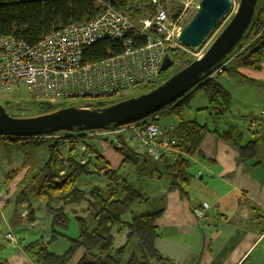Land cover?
<instances>
[{
	"label": "trees",
	"instance_id": "obj_1",
	"mask_svg": "<svg viewBox=\"0 0 264 264\" xmlns=\"http://www.w3.org/2000/svg\"><path fill=\"white\" fill-rule=\"evenodd\" d=\"M100 1L127 11L133 17L141 15L145 5L154 9L151 0ZM101 9L99 0H0V35H12L34 44L44 36L69 24L93 19ZM260 16L259 14L254 18L245 37L246 42L252 38L250 43L235 56L241 65L259 68L262 61L264 20ZM244 44L241 43L238 50ZM121 50L120 43L104 39L89 47L85 57L89 61H96L111 53H119ZM168 53L174 61L179 62L178 69L194 59L183 50L182 46H171L168 48ZM227 70L228 68H224V71ZM207 76L200 79L196 89H204L208 98V109L213 110L210 116L216 120L229 112L232 96L216 77L207 78ZM186 93L171 102L168 109V112L178 117V123L174 124L175 129L170 133L175 139L173 154H165L158 161L153 160L147 155L137 153L131 143L121 138L122 133L117 135L122 145L115 147L124 157L123 164L137 162L139 157L144 156L155 164L154 168L148 167L146 172H156L159 177L162 176L159 165H162L170 176L169 189L179 190L182 194H186L191 179L197 175L196 158L204 163L214 161L215 142L218 138L224 139L239 150V161L255 157L257 142L256 139L244 142L243 130L237 125L219 131L195 118H185V109L188 108L194 92ZM250 122L257 121L250 118ZM118 126L120 125L114 127ZM54 133L49 132L38 137ZM252 134L254 135L255 132ZM11 138L21 139V137ZM78 142V139L67 136L62 143L56 141L49 145L51 155L46 162V168L41 173L42 184L38 186L37 197L44 203L46 211L52 215L51 237L48 240L39 238L25 243L23 246L25 251L36 262L39 259L37 264H68L80 249L84 253L77 264H176L155 247V239L159 236L156 221L164 211L161 199L148 200L120 172V167L109 168L99 152L94 151L85 139H81V142L88 148H93L91 151L96 155L88 163H79L73 153L78 148ZM66 144H69L68 162L57 167L58 162L64 160L65 154L61 146L64 148ZM62 168L65 170L63 173L59 172ZM105 168H108L104 172L107 179L105 188L94 184L88 188L80 187L79 182L83 175L98 176ZM22 197V195L19 197L18 202L22 201ZM144 200L150 205H147L146 210L135 212L134 206ZM28 210L24 218L29 217L33 220V206L29 204ZM130 212L131 219L125 221L124 215ZM73 222L76 230L69 235V228ZM120 226L126 230V241L124 245L115 247L114 231ZM57 238L66 240L68 244L63 253H56L50 249L51 243ZM0 264H10L2 255L1 246Z\"/></svg>",
	"mask_w": 264,
	"mask_h": 264
},
{
	"label": "crops",
	"instance_id": "obj_2",
	"mask_svg": "<svg viewBox=\"0 0 264 264\" xmlns=\"http://www.w3.org/2000/svg\"><path fill=\"white\" fill-rule=\"evenodd\" d=\"M263 11L261 8L260 14ZM261 57L259 68L241 65L237 57L231 58L224 67L228 70L216 76L232 96L225 116L213 119L209 115L213 112L208 109L209 105L197 107V113L190 108L189 113L202 114L203 119L208 114L209 121L206 116L204 123L219 131L233 125L240 127L237 120L241 118H247L248 122L250 118L257 123L264 122V49ZM234 85L245 88L239 102L235 90L230 88ZM248 130L253 138L250 140H257L254 158L239 161V150L218 138L213 162L204 163L196 158L197 175L191 179L186 194L169 189V181L150 186L144 193L148 200L161 199L164 211L156 221L159 236L155 239V247L176 264H264V135L258 132V128ZM250 140L244 139V142ZM25 141L20 144L16 139L0 136V246L2 255L10 264H37L23 248L24 244L51 237L52 215L46 211L44 203L35 205V198L31 199L30 195L18 202L23 182L30 179L35 162L43 158V155L38 157L34 153L29 157L26 149L29 142ZM258 142L262 146L258 147ZM104 145L99 154L109 168L123 166L124 157L112 148L109 150L111 144ZM105 154L114 162L105 161ZM10 175L12 179H9ZM161 177L156 172L150 173V184H158ZM91 179L94 185L101 187L105 183L102 179ZM29 204L33 206V220L22 216L24 211L29 212ZM203 204L208 206L203 208ZM196 208L203 209V216H197ZM123 219L129 221L131 215L127 213ZM33 231L35 237L29 239ZM7 232L13 233L17 244L5 238ZM125 233V228H115V247L125 244ZM51 246L54 252L63 253L68 244L57 238ZM83 253L80 249L68 264H77Z\"/></svg>",
	"mask_w": 264,
	"mask_h": 264
},
{
	"label": "built area",
	"instance_id": "obj_3",
	"mask_svg": "<svg viewBox=\"0 0 264 264\" xmlns=\"http://www.w3.org/2000/svg\"><path fill=\"white\" fill-rule=\"evenodd\" d=\"M99 3L102 9L93 19L69 24L34 44L12 35H0V97L25 88L37 100L97 99L138 90L155 82L168 48L181 46L178 33L184 24L187 4L172 16L164 2L151 0L154 9L145 5L136 19L127 11L100 0ZM104 39L120 43L122 50L100 60H87L86 50ZM240 50L213 69L207 78L223 73L226 63ZM157 118L155 114L114 129H92L90 134L99 135L118 147L122 144L117 135L128 133L137 153L158 161L165 154L174 153L175 139L170 133L175 125L162 127ZM251 125L257 122H250ZM85 150H81L82 163L96 155L90 151L84 155ZM207 206L203 204V208ZM195 212L203 216L204 211L196 208ZM26 215L24 211L23 217ZM5 237L17 244L12 232H7Z\"/></svg>",
	"mask_w": 264,
	"mask_h": 264
},
{
	"label": "water",
	"instance_id": "obj_4",
	"mask_svg": "<svg viewBox=\"0 0 264 264\" xmlns=\"http://www.w3.org/2000/svg\"><path fill=\"white\" fill-rule=\"evenodd\" d=\"M258 1L239 0L235 13L206 52L177 69L151 90L109 104H104L103 100L80 102L27 116L11 113L8 106L0 102V134L25 138L61 130L101 129L134 122L158 112L235 53V48L246 37L254 18L260 14ZM232 5V0H200L195 12L178 33L180 44L190 49L201 46L226 19ZM173 64L174 60L167 52L160 70L165 71ZM38 101L49 104L51 100ZM257 125L258 132L264 135V122Z\"/></svg>",
	"mask_w": 264,
	"mask_h": 264
},
{
	"label": "rangeland",
	"instance_id": "obj_5",
	"mask_svg": "<svg viewBox=\"0 0 264 264\" xmlns=\"http://www.w3.org/2000/svg\"><path fill=\"white\" fill-rule=\"evenodd\" d=\"M200 0H163L166 8L168 9V12L170 15L174 16L175 14L179 13L182 8L187 4L186 6V10H185V14H184V24L186 23V21L193 15V13L196 10V7L198 5ZM233 5L231 8L230 13L228 14V16L226 17V19L222 22V24L211 34V36H209V38H207V40L198 48L196 49H187L185 47L182 48L183 50L190 54L191 56H193L194 58H198L200 56H202L206 50L208 49V47L210 46V44L213 42V40L216 38V36L221 32V30L224 28V26L228 23V21L230 20V18L232 17V15L235 13L238 4H239V0H232ZM259 9L263 8L264 9V0H259L258 1V6ZM261 18L264 20V11L261 12L260 14ZM140 15H134V17L137 19ZM183 24V25H184ZM252 38L248 39V41L246 42V38H243V40H241V42L239 43V45L241 43H245L243 46L244 48L248 45L249 41ZM239 45L235 48V51H237L239 49ZM243 48V49H244ZM241 51V50H240ZM239 53V52H238ZM178 61H174V64L168 68L165 71H160V75L158 77V79L153 82L150 83L138 90H134L131 92H122L119 93L117 95L114 96H108V97H101V98H97V99H89L86 97H73V98H59V99H54L49 101V104H44L39 102L35 96H33L28 90H26L25 88L13 91L9 94L8 97H0V102L5 103L8 108L10 109V112L16 115H22V116H27V115H38L42 112H47V111H51L54 110L56 108H62L65 106H70V105H75V104H79L80 102H89V101H100L103 100L104 104H109L111 102H115L118 101L119 99H123V98H128L131 96H136L142 93H145L149 90H151L153 87L157 86L159 83H161L162 81H164L169 75H171L172 73H174L177 69H178ZM221 76V74H220ZM223 76V75H222ZM218 79L222 80L221 77H219ZM197 85L192 87L189 92H187L186 94L190 93V92H194L192 97L190 98V102H189V106L187 109H185L184 115L187 116L188 118H195L197 119L199 122L204 123L207 120L209 121V117L208 114L204 115V119L202 117V114H190L189 110L190 108H194V113H197L196 108L197 107H201L202 105H209L208 104V98L207 95L204 91V89L202 88H198L196 89ZM232 89L235 90V93L237 94V102H239L242 98L243 95L245 94V88L240 86V85H234L232 87H230ZM170 107V104L166 105L164 108H162L161 110H159V112L156 113V115H158V118L156 119V122L160 125V126H165V125H170V124H177L178 122V117L177 115H175L174 113H170L168 112V109ZM48 108H51V110H48ZM260 111H258L259 113ZM155 115V114H153ZM210 115V114H209ZM151 116V115H149ZM207 116V120L206 119ZM228 119H231L230 117H228ZM247 120V122H246ZM237 122L240 125V128L243 130V136L244 139H253L251 137V130L248 129H252L255 130L258 128V125H251L250 126V122H248L247 118H241L239 120H237ZM107 129H114V126H109L106 127ZM99 129H96V131H98ZM90 129L88 130H78L75 129L74 131L71 130H61L58 132H55L52 135H49L48 138H44V139H40L38 137H34L33 138H29L28 140V147L27 149V153L29 154V157L31 155V153L36 154L38 157H42V160H38L37 162H35L34 164V169L30 171L31 173V177L28 181L23 182V187L21 188V192H19V197L22 195V201H20L19 203L23 202L25 199H27V197L30 195V198L32 199L33 197L35 198V205H39L42 204L43 202L37 197V193H38V186L40 185L41 181H42V175L41 173L43 172V169L46 168L47 164V160L49 159L51 152H50V148L49 145L53 142L58 141L59 143H62V141L64 140V137L68 138H76L78 139V148L77 150H74V155L76 156L77 160L79 163H82L81 161L84 159V156L82 154V148H85L86 150L84 151V155L87 153V151H90V153L94 152V151H98V152H102L104 149V144L107 143L108 146L111 144V147H109L111 150V148L113 150L116 151L115 147H117L116 145H113V143H110L108 140H104L102 138H100L101 136L99 135H91L90 134ZM1 137H7V138H11V137H15V136H11V135H6V134H0ZM47 136V135H46ZM121 138L127 140L130 143V138H129V134L128 133H123L121 134ZM81 139H85L90 146H92L94 148V151H91V149L93 148H88L83 142H81ZM18 141V143L23 144V142H26V139H16ZM6 141V140H4ZM262 143L258 142V147L262 146ZM63 153L65 154L64 156V160L59 161L57 164L58 166H61L63 163L68 162V156H69V152L68 148H69V144H66V146H61ZM264 147V144L263 146ZM47 150V152H46ZM45 152L47 153V155L45 154ZM107 156V159L105 161L108 160H112L113 158H111L110 156H108V154H105ZM122 155V154H121ZM47 156V157H45ZM123 156V155H122ZM91 160V159H90ZM90 160L86 161L85 163L90 162ZM109 162V161H108ZM112 162H114L112 160ZM82 163V164H85ZM108 165V164H107ZM155 164L154 162L146 159L144 156L139 157V159L137 160V162H126L123 166L120 167V172L122 174H124L129 182L131 184H133L138 190H140L143 194L146 193V190H148L150 188V186H158L163 183H167L168 181L170 182V176L168 175V173L165 171V169H163L162 165H159L160 170H161V182H159L158 184L155 183L153 185L150 184V178L149 172H146L147 168L149 167V169H151L152 167L154 168ZM108 169V168H107ZM106 168L102 170V174L96 176V175H92V174H88V175H83L80 179L79 185L82 188H88L89 186L93 185L92 182V177L98 178V179H102V182H107V179L105 178V174L104 172L107 170ZM63 168L62 170H60L59 172L63 173ZM9 179H12V176H8ZM31 180V181H30ZM96 180V179H95ZM27 183V185H26ZM105 183H102V187L105 188ZM42 184V183H41ZM145 195V194H144ZM18 197V199H19ZM147 205H150L148 202H146V200H144L141 204H137L134 206V209L136 210L135 212H140L142 210H146L147 209ZM128 214H131L128 213ZM23 216V215H22ZM70 233L69 231H67V234L69 233V235H72V232H74L76 230V225L74 224V222L70 225ZM68 229V230H69ZM35 237L34 235V231L31 233L29 239H33ZM39 237V236H37ZM66 241V240H65ZM50 249H52V246L50 247ZM38 262V261H37Z\"/></svg>",
	"mask_w": 264,
	"mask_h": 264
}]
</instances>
